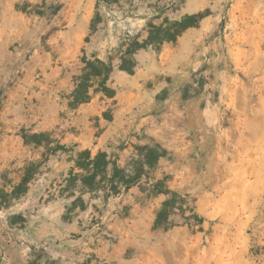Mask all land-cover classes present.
<instances>
[{
	"label": "rangeland",
	"instance_id": "374dc122",
	"mask_svg": "<svg viewBox=\"0 0 264 264\" xmlns=\"http://www.w3.org/2000/svg\"><path fill=\"white\" fill-rule=\"evenodd\" d=\"M193 14L207 17L138 52L133 75L114 71L115 97L69 106L85 58L115 57L153 18ZM151 140L170 152L152 180L62 197L74 145L125 166ZM165 178L203 232L178 217L154 227L167 197L151 184ZM78 197L85 209L69 211ZM0 264H264V0H0Z\"/></svg>",
	"mask_w": 264,
	"mask_h": 264
},
{
	"label": "trees",
	"instance_id": "16d2710c",
	"mask_svg": "<svg viewBox=\"0 0 264 264\" xmlns=\"http://www.w3.org/2000/svg\"><path fill=\"white\" fill-rule=\"evenodd\" d=\"M124 1L132 0H99L105 5L120 4ZM207 14L185 15L180 19H171L166 16H158L148 21L147 35L141 38L139 35L126 33L121 39L116 55L110 56L107 60L95 57L85 58L81 73L75 77V89L69 98V106L73 109L89 103L92 100L93 92L102 93L108 98L116 95L115 90L109 85L110 78L114 71L118 70L134 74L137 68L135 56L142 50L153 49L161 51L165 44L175 43L187 30L200 26ZM162 19L160 23L155 20ZM101 16L98 13L92 21V30L95 31L101 23ZM117 59L118 63H115ZM107 119L111 116L105 114ZM34 138H41L35 135ZM27 142L31 141L29 136H25ZM75 148L74 163L65 179V184L61 190L62 197L73 198L80 190L82 194L103 193L106 199L117 196L123 192H128L133 187L139 185L142 180H152V172L157 168L162 159L169 158L170 152L156 140H151L144 145L135 147L136 153L130 158L125 166H121L119 159L112 157L106 151H98L96 154L89 149L82 150L78 145ZM65 151V146H58L54 152ZM151 192L155 195H164L160 209L156 214L154 227L156 229L169 230L178 226L173 220L178 217L185 225L189 226L193 232H203L206 219L201 216L195 204L188 195L179 193L171 189L167 179L153 180ZM85 209V202L82 197L76 198L72 202V207Z\"/></svg>",
	"mask_w": 264,
	"mask_h": 264
}]
</instances>
